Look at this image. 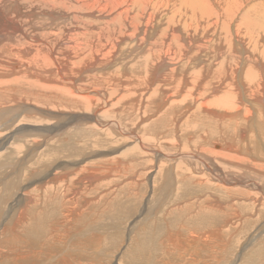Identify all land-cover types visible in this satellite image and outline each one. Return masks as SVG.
Returning <instances> with one entry per match:
<instances>
[{
  "label": "rangeland",
  "instance_id": "rangeland-1",
  "mask_svg": "<svg viewBox=\"0 0 264 264\" xmlns=\"http://www.w3.org/2000/svg\"><path fill=\"white\" fill-rule=\"evenodd\" d=\"M148 1L152 4L146 9L154 14L149 30H164L172 0ZM208 1L214 25L207 32L200 20L196 32L204 37L196 43L204 44L207 38L208 44L200 50L194 42L187 48L192 51L169 65L180 68L190 56L201 62L188 64L182 73L171 75L165 69L156 76L153 70L132 69L126 77L116 59L122 42L114 46L110 41L108 52L100 57L96 56L103 51L100 45L85 57L75 54L78 63L67 75L82 88L99 90L102 99L106 97L102 106L95 94L83 105L69 102L54 89L65 85L71 89L70 78L63 81L56 74L50 78L40 70L29 75L20 71L25 68L13 73V64L6 65L8 79L18 80L9 94L0 92V264H264L262 193L243 182L222 185L216 176L264 184V108L257 102L261 85L243 91L246 83L240 71L247 65L242 66L244 53L239 48L249 41L238 27L246 12L254 13L264 0H233L228 35L235 60L222 70L219 62L225 56L218 49L226 45L218 28L226 5ZM32 4L27 1L26 7ZM184 20H177L181 27ZM253 53L254 66L264 61L261 52ZM58 57L63 59L64 53ZM202 65L203 73L188 77ZM227 79L239 109L208 105L220 98ZM114 101L116 110L108 107ZM102 110L109 111L104 115ZM211 111L226 117L220 119ZM96 122L109 124L98 127ZM204 164L220 171L206 170ZM17 193L27 197L22 199L25 218H18L17 210V219L10 223H15L13 228L4 217Z\"/></svg>",
  "mask_w": 264,
  "mask_h": 264
},
{
  "label": "bare ground",
  "instance_id": "bare-ground-1",
  "mask_svg": "<svg viewBox=\"0 0 264 264\" xmlns=\"http://www.w3.org/2000/svg\"><path fill=\"white\" fill-rule=\"evenodd\" d=\"M27 1H29V2L33 1L35 6L32 4L31 7H26ZM219 1H223L224 5H226V6H224V8H225L224 10L226 12L222 14L224 19L222 20V22H221L222 24L218 28L220 36H221V37H219V39L221 38L223 40V43L226 45L224 48L222 47V49L217 48L218 51L222 50V53L225 56L219 62V66H220L219 70H222L223 66L225 64L231 65L232 64L231 62H233L235 60V57L232 54L233 53L232 49L230 48L231 43H229V35H228L229 34V28H230V25H228V21H230V18L232 16V11H233L232 8L234 6L231 4H234V2H233V0H219ZM151 4H152V2H150L148 0H0V92H4V93L7 92L9 94V91H10L9 88L12 89V84L16 83V81L18 80L17 78L8 79V76H10V75H8L7 71L5 70L6 65L13 64V66H12V67H14L13 71H12L13 73L16 70H19L21 68H25V69H21L20 71H27L29 75H32V74L34 75V73L31 72V70L32 71H39L40 70L43 72V74L46 73L47 76L50 75V78H52V77L55 78L53 76L55 74H56V78H58V76H59V77H61V79L63 81H65L64 78H66V79L70 78L71 83H72L71 89L68 88L66 85H65L66 87L63 86L62 88L54 87V89L60 91L61 94L65 98L69 99L68 100L69 102L71 101V99H74L76 101H79L80 103H83V105L88 103L90 100H92L94 98L92 94H95L94 95L95 97L97 95L99 97L98 99H101L102 102H100V101L99 102L102 103L101 104V106H102L104 104V101L106 102V100H105L106 97L103 100L102 99V97H103L102 93L99 90H91L90 91L87 88H82L84 85L81 86V84L80 85L77 84L76 79L72 76L67 75V74H68L69 70L71 68H73V66H75V64L78 63L77 60H73V56H75V54H78V55L83 54V56H84L85 54H88L89 52H94V51H92L93 48H96L97 45H100V47L103 48V51L99 54L97 52H95V54L97 53L96 56L99 55V57H100V55H104V54H102V53H104V51L108 52L107 50H109L110 41H114V43H113L114 46L117 45L116 43H120V42L123 43L124 47L123 46H122V48L120 47V49L118 50L119 55L116 57V59H119V62L121 64L120 68H121V70L124 71L123 74H125L126 77L129 76V74H130L129 70H132V69L137 70L138 73H143V72L147 73V71L153 70L152 72L153 73L156 72L155 73L156 76L161 75L163 70L168 69L169 72H171L169 74L175 75V74H178L179 71L181 72V70H185L187 67H190V66H188V64H190V63L192 66H193V63H194V65H197V63L201 64V62L199 63L196 58H194L195 59L194 60L192 58L193 56L192 57L190 56L187 58V62H185L183 64V66L180 68H176L174 66L175 68L172 69L169 66L171 63H175L172 59H174L178 56L177 58L180 60L181 57L185 56L187 52L192 51V50L188 51L187 48L191 49L196 42L198 43L199 38L201 39V42H203L204 37H202V35L199 36L196 32H197V29L199 28L200 20H203L205 22V24L208 26V27H206V26L203 27L204 30L213 27L212 25H214L213 24V16H214L213 12L214 11H213V6L211 5V3H209L208 0H172L173 8H172L171 12L169 14H167V16H166L168 18L166 21V22H168V25L166 26L165 29H167V30L164 29L161 31L155 29L154 27H153V29L151 28L152 30H149L150 29L149 28V22H150L149 19H152V17H153L152 15H154V14H153V12H148L146 8L148 7V5H151ZM153 4L156 5L155 3H153ZM235 4H236V2H235ZM217 5H218V3H217ZM260 6L261 7L253 9L254 13H252V10L250 11V13L246 12L247 15L245 17H243L242 23L239 24L240 26H238V24H237V26L240 28V30H243V32H245V35L249 41L248 44H246V45L245 44L243 45L242 42H239L240 44L242 43L241 44L242 46H240L239 50L241 51V54L244 53L243 58L241 59L242 64H243L242 66L247 65L246 70H245V68H243L240 71V73L243 74L244 80L246 83L244 85L243 91L245 93L249 89H251L252 87H257V84H259L258 82H260L262 95L258 98L257 102H260L262 107L264 108V80H263V78H264V61L255 63V65L256 64L260 65V68H259V65H256V66L253 65L254 61L252 60L253 58L251 56L253 52H255V53L261 52V54L264 55V36H261L262 34L264 35V4H261ZM240 8H241V6H240ZM181 9L185 10V12L181 11ZM234 9H235V7H234ZM255 10L258 12L257 15H256ZM188 13H189V15H188ZM216 13H219V12H216ZM160 17H162V16H160ZM177 17L178 18L179 17L185 18L184 23H183L184 27L183 26L181 27L180 24H178V22H177L178 18ZM242 25L244 27L243 29H242ZM215 26H217V25H215ZM209 30L210 29H208L207 32H209ZM215 32H218V31L215 30ZM203 33L205 34L206 31H203L202 34ZM53 36H54V38H53ZM97 36H100V37L97 38ZM94 38H96V39L94 40ZM206 39H205L204 44L202 43L201 45H199L196 43L195 46L197 45L196 47H198V49L201 48L200 50H203L202 48H204L206 43L208 44V42H209V40H206ZM212 40H214V39H212ZM55 42H56V44H55ZM60 43H64L65 45H63V47L60 48L59 47ZM235 48L238 49V47H235ZM124 49H126V50H124ZM209 51H210V49H209ZM60 52L64 53L63 59L58 57V54ZM199 52L201 53V51H199ZM239 53H238V55H239ZM106 54H108V53H106ZM203 55H204V53H203ZM102 58L103 57L99 58V60H102ZM209 58H212V57H209ZM214 58H215V56H214ZM164 59L167 61L163 62ZM201 60H202V57H201ZM261 60H263V59H261ZM127 61H128V63H127ZM133 62H134V64H132L131 67H128V64L129 63L131 64ZM177 62H179V61H177ZM195 67H198V66H195ZM205 68L206 67H204V65H202L201 67H198V69L196 68V70L193 69L194 71H192L188 77L194 78L195 75L197 76L196 73H199V72L203 73L205 71ZM226 68H228V67L226 66ZM92 73L94 74V71ZM157 74H159V75H157ZM169 74H168V76H169ZM94 75H96V74H94ZM133 75H134V73H133ZM148 75H149V73H148ZM91 77H93V76H91ZM227 77H225V78H227ZM79 79H80V77H79ZM83 79H82V81H84ZM241 80H242V76H241ZM227 81H228V79L226 80V83L223 82V84H221L222 94H221L220 98H218L212 102L208 101L209 102V103L207 102L208 105H212V106H215L218 108H222L224 110H232V109L234 110L235 108L239 109L240 104H238V102L234 101V98L236 97V91L234 92V89H232L230 91L229 85L231 83L229 81V83H230L229 84V83H227ZM242 84L243 83H241L240 86H242ZM79 87H81V89H79ZM224 90H226V95H224ZM74 93H75V95H74ZM129 93L130 92H128L127 94H129ZM127 94H125V95H127ZM15 97H13V99H15ZM130 97H131V95H130ZM121 98H122V96L119 99H121ZM66 102H67V100H66ZM110 103H109V105L107 103L109 108H114V106L117 105V101H114L111 104ZM11 104H13V103L11 102ZM120 104H121V102H120ZM105 105L102 108L106 109ZM0 106H1V103H0ZM87 108H88V106H87ZM25 111H27V110H25ZM107 111H109V110H107ZM107 111L103 112V110H102V113L104 115H106ZM211 112L213 115H216V117L221 115V116H219L220 119H221V117H226V115L221 113V112H218V111L217 112L211 111ZM4 113H6V112H4ZM95 114H98V113L95 112L93 114V116ZM100 114H98V116H96V117H98V118L103 117ZM259 115H261V114H259ZM262 117H260V118H262ZM75 118L76 117H74V119ZM228 118L229 117H227V119ZM232 118L237 119L238 116L237 117L232 116ZM91 120H93V119H91ZM70 121L68 120V122H66V125ZM237 121H238V119H237ZM104 123L102 124V123L96 122V124H98V127L99 126L104 127L107 124H109L108 122H104ZM109 129H110V127H109ZM20 131H22V130L20 129ZM101 131H105V130L101 129ZM252 135H253V133H252ZM7 136L10 137L9 135H7ZM259 137H261V136H259ZM138 138H137V140H138ZM259 139L260 138H258L257 140H259ZM254 141H256V140H254ZM231 147L232 146H230V145L226 146V148H231ZM250 147H251V145H250ZM258 147H259V145H258ZM35 150H36V148H35ZM35 150H32V151H35ZM188 157H190V156H188ZM171 159H172V157H171ZM118 165H120V164H118ZM204 165H205L206 170L209 169V170H211V172H214V170H213L214 168L217 170V172L219 170L218 168H216V166H214V168H211L207 164H204ZM71 169H73V168H71ZM216 176L219 177L218 181H220L222 185L225 184V185L230 186L231 184H236V183L241 184L243 182L249 186H252L256 190H259L262 193L261 198L264 197V184L258 183L256 181L252 182V180L250 182L249 179L248 180H244V179L237 180V178H234L232 180H228V179L224 178V176L222 177L221 175H218V174ZM171 177H172V175H171ZM205 177H206V174H205ZM88 178H90V177H88ZM18 196L19 197L21 196V197L18 199ZM22 197H23L22 195H19L17 193V195L14 197L15 199H13L14 200V203H13L14 206H10L9 210L5 211L6 212V215H5L6 217H4V220H6L5 224H10L13 220L15 221L17 219L16 216H14L15 212L17 210L21 211V212H18V213H20L18 218H21L23 216V214L25 213V209L23 208L22 199L27 198V197H25V195L23 198ZM29 200L31 201V198ZM25 201L27 202V200H25ZM216 202L219 203L220 205L224 204L223 202L219 201L217 198H216ZM12 212H14V213L12 214ZM23 217H22V219H23ZM11 226L14 228L15 223Z\"/></svg>",
  "mask_w": 264,
  "mask_h": 264
}]
</instances>
